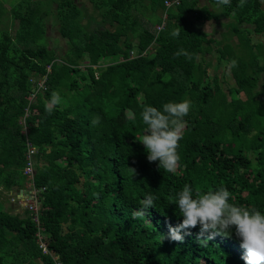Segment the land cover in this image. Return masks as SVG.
Listing matches in <instances>:
<instances>
[{
    "label": "trees",
    "instance_id": "obj_1",
    "mask_svg": "<svg viewBox=\"0 0 264 264\" xmlns=\"http://www.w3.org/2000/svg\"><path fill=\"white\" fill-rule=\"evenodd\" d=\"M90 1L92 10L80 0H18L10 10L15 34L0 29V190L28 188L29 141L39 200L38 220L32 209L0 204V264H245L234 233L207 246L197 241L198 227L182 243L161 235L182 222L172 198L185 184L194 194L226 187L230 203L264 214V0L242 8L239 0L224 7L149 0L154 30L140 27L138 0ZM52 18L66 49L49 43ZM222 18L229 22L221 40L196 26ZM180 49L191 59L175 56ZM214 50L219 62L237 61L228 90L210 74L205 55ZM44 77L46 88L31 100ZM53 91L62 102L49 114ZM184 99L191 110L180 166L167 173L139 142L141 112ZM146 194L155 207L132 219Z\"/></svg>",
    "mask_w": 264,
    "mask_h": 264
},
{
    "label": "clouds",
    "instance_id": "obj_2",
    "mask_svg": "<svg viewBox=\"0 0 264 264\" xmlns=\"http://www.w3.org/2000/svg\"><path fill=\"white\" fill-rule=\"evenodd\" d=\"M216 7L231 6L232 0H214ZM246 0H239L237 7L242 8ZM181 27L173 29L170 35L178 38ZM175 56L184 55L191 59V55L180 49ZM237 61L232 60L229 67H236ZM60 94L53 91L50 100L45 103V111L51 114L60 105ZM191 101L168 102L162 110L153 106H144L141 112L143 124L146 125L144 134L139 142L144 146L148 162H158V168L167 173H175L180 162L179 141L185 125L184 117L189 115ZM92 126L100 124V117L91 120ZM133 172H135L134 169ZM231 193L226 187L206 193H193L191 185L185 184L181 191L172 198L177 206L182 222L175 227L169 225L167 238L174 242H183L185 235H191V229L199 228L197 241L200 246H207L208 241L216 235L231 236L240 241L244 249L242 259L245 264H264V214L255 207L237 206L230 203ZM152 194H146L141 201V207L132 212V219L145 218L147 210L155 207ZM184 232L182 235L181 232ZM207 234V235H206Z\"/></svg>",
    "mask_w": 264,
    "mask_h": 264
},
{
    "label": "rangeland",
    "instance_id": "obj_3",
    "mask_svg": "<svg viewBox=\"0 0 264 264\" xmlns=\"http://www.w3.org/2000/svg\"><path fill=\"white\" fill-rule=\"evenodd\" d=\"M3 2V11L0 15V29L8 28L11 30L12 34H15L16 29L18 27V20H15L12 18L10 10L13 6V4L18 0H0ZM47 1V0H45ZM78 1V0H77ZM83 1V3L87 4L89 9L92 10V2L90 0H80ZM149 0H138L136 4V11L139 12V15L141 19L139 21L140 27L142 25H145L149 28H152L154 30L155 26L150 25L149 18H151V6L150 3H148ZM51 5V4H50ZM148 5V6H145ZM53 8L57 7V4L53 3ZM56 12V9L54 10ZM157 14H161V11L158 10ZM149 17V18H148ZM153 17V15H152ZM50 18V17H49ZM55 18V17H54ZM53 24L55 20L52 18ZM52 20L48 19L47 21V28H48V40L50 45L59 44L62 49L67 48V39L63 38L59 31H58V24H52ZM227 22H229L228 18H222L218 21H207L202 26L199 24V22L196 24V26L200 29H205L208 33L216 36L219 40L223 38V32L228 30ZM201 26V27H199ZM246 27L248 30L252 29V26H246L242 25L241 28ZM233 39L237 40V36L234 35ZM252 39H255V36H252ZM151 48V46H150ZM218 52L214 50L211 54L205 55L206 61H209L210 63V74L213 75L215 73L218 74L219 81L221 83V86L228 90L230 86H234L235 80L233 79V76L231 74V70L228 63H226L225 60L218 61ZM114 61L122 59V56H118L116 58H112ZM110 60V59H109ZM97 65H94L96 67ZM128 115H131V113H128ZM0 204L3 205V208L5 207L7 210H11L12 212H21L24 208H28V201H19L17 200V193L19 192V189H12L11 191L6 190H0Z\"/></svg>",
    "mask_w": 264,
    "mask_h": 264
},
{
    "label": "built area",
    "instance_id": "obj_4",
    "mask_svg": "<svg viewBox=\"0 0 264 264\" xmlns=\"http://www.w3.org/2000/svg\"><path fill=\"white\" fill-rule=\"evenodd\" d=\"M173 2H171L170 0L166 1V4L169 6L171 5ZM163 26H159L158 29L160 30ZM45 81H46V77L40 79L39 84L37 86V90H35V92L32 95L31 100H33L36 96V93L42 89H45ZM24 122V121H23ZM25 130H27V126H24ZM28 145V151H27V163L26 166L24 168V174L28 177L29 182L26 189H21L18 193H17V198L19 199V201H28V208L34 210L35 212V216L34 219L38 220V210H39V200H38V189L35 187L34 184V174H35V169L34 166L36 164V158L35 155L37 153V148L31 143V142H27ZM39 240H42V237L40 236ZM44 246L45 251H47L46 248V244H42Z\"/></svg>",
    "mask_w": 264,
    "mask_h": 264
}]
</instances>
